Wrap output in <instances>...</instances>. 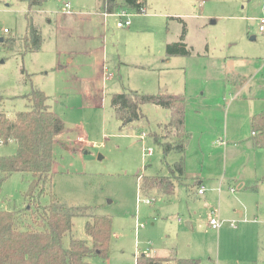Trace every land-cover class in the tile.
I'll return each mask as SVG.
<instances>
[{
    "label": "rangeland",
    "instance_id": "374dc122",
    "mask_svg": "<svg viewBox=\"0 0 264 264\" xmlns=\"http://www.w3.org/2000/svg\"><path fill=\"white\" fill-rule=\"evenodd\" d=\"M66 3L74 21L63 15ZM97 3L48 0L34 14L41 49L30 52L29 5L0 0V26L10 31L0 32V38L14 40L10 50L0 42V112L14 118L28 110L25 96L33 89L50 97L68 132L55 146L54 193L69 206L92 207L113 221L110 250L89 261L137 264L145 254L200 264H264V150L254 147L251 130L252 116L264 113V33L259 30L264 0H146L145 13L121 17L117 12L106 22L97 15ZM157 13L167 16L118 27ZM184 29L192 55L164 62L165 43L180 40ZM125 88L188 99L186 127L192 137L184 176L174 178L183 183L171 196L160 191L146 196L142 189L145 177L173 175L181 159L150 137L158 131L163 142L173 139L163 129L169 111L146 105L144 120L122 128L110 95ZM17 149L13 140L0 144V157ZM31 180L27 173L3 180L0 172V211L24 217ZM197 181L205 188L203 196L197 194ZM49 202V195L41 199L43 205ZM211 219L221 226L214 228ZM87 222L75 218L66 247L72 238L91 243Z\"/></svg>",
    "mask_w": 264,
    "mask_h": 264
},
{
    "label": "trees",
    "instance_id": "16d2710c",
    "mask_svg": "<svg viewBox=\"0 0 264 264\" xmlns=\"http://www.w3.org/2000/svg\"><path fill=\"white\" fill-rule=\"evenodd\" d=\"M29 5L26 15L27 41L30 52H38L43 43L39 25L34 22V14L48 0H20ZM97 12L113 15L120 11L142 14L146 10V0H97ZM13 39H5L8 50ZM12 51V50H11ZM166 61L172 57H189L192 49L185 41V29L178 41L166 44ZM29 109L18 112L10 118L6 111L0 112V137L5 143L13 140L18 149L14 155L0 157L2 179L14 173L31 174L29 190L25 194L27 208L22 212L0 211V264H92L89 259L103 256L110 248L113 238V221L109 216L97 214L92 207H74L60 201L53 190L55 146L57 136L64 131V123L50 106V97L39 89H33L25 96ZM187 98L170 93H140L129 89L110 95V106L122 128H129L145 119L143 108L154 105L169 111V121L164 130L172 134L173 142H163L164 136L158 131L150 134L161 144L165 153L175 151L181 159L166 177H145L142 189L146 196L160 191L172 195L175 191V177L184 176L185 156L192 134L186 127ZM159 129L162 124H159ZM252 140L256 149L264 150V113L251 118ZM168 138V137H167ZM179 175L176 176L175 174ZM50 196V202L43 205L41 199ZM88 218L87 235L91 243L72 238L69 246L64 240L73 233L76 217ZM200 264L198 259H170L141 255L137 264Z\"/></svg>",
    "mask_w": 264,
    "mask_h": 264
},
{
    "label": "crops",
    "instance_id": "0c3cea01",
    "mask_svg": "<svg viewBox=\"0 0 264 264\" xmlns=\"http://www.w3.org/2000/svg\"><path fill=\"white\" fill-rule=\"evenodd\" d=\"M64 13V12H63ZM74 13V12H73ZM65 17H67L68 18V20L67 21H70V19H71V17H73L72 16V14H71V16H69V14H66V13H64L63 14ZM76 15V14H75ZM97 15H98V17H102L103 19H104V21L106 22L107 20H109V18L111 17V15H103V14H99V13H97ZM76 16H79V15H76ZM165 16H167L166 14H154V15H146V16H141V17H137V16H135V17H133L132 19H130V21H132L133 22V25L131 24V26H133V27H135V26H138L139 25V23L142 21V19H153V18H162V17H165ZM71 21H74V18L73 19H71ZM70 21V22H71ZM131 26L129 27V28H131ZM135 30V29H134ZM166 42V41H165ZM172 42H174V41H172ZM167 43H169V42H167ZM167 43H165V44H167ZM95 51V50H94ZM100 52V48H99V50H97V51H95V53L96 52ZM173 58V57H172ZM171 58V59H172ZM169 60V61H166V57H165V59H164V62H166V63H169L170 62V64H171V61L172 60ZM69 62L71 63L72 62V59H70L69 60ZM61 69L62 68H64V67H60ZM104 76V75H103ZM109 79V74L108 75H105V77H104V80H108ZM125 90H126V88H125ZM162 93H169L168 91H161ZM170 94H172L171 92H170ZM11 99H13V98H11ZM188 100V99H187ZM187 106H188V102H187ZM67 133L68 132H66L65 131V128H64V131L63 132H61L58 136H60L61 138H63L64 139V135H67ZM58 136H57V138H56V140H57V144L59 143V140H58ZM170 142H173L172 140H170ZM60 144V143H59ZM222 145H224V142H222L221 143ZM65 146H67V145H65ZM68 150H70V148H68ZM176 176H178V175H176ZM182 178H183V176H181ZM176 178V177H175ZM183 183V182H182ZM182 183H179V184H176L175 185V190H176V188H177V186L178 185H180V184H182ZM197 186H201L202 184H201V182H196L195 183ZM201 187H203V186H201ZM200 187V188H201ZM174 193H175V191H174ZM173 193V194H174ZM197 194H198V192H197ZM171 196V195H170ZM183 258H186V257H183Z\"/></svg>",
    "mask_w": 264,
    "mask_h": 264
},
{
    "label": "built area",
    "instance_id": "2783aa9c",
    "mask_svg": "<svg viewBox=\"0 0 264 264\" xmlns=\"http://www.w3.org/2000/svg\"><path fill=\"white\" fill-rule=\"evenodd\" d=\"M64 13L66 14H73V10H72V6L70 3H66L65 6L63 7V10H62ZM146 12V10H144V13ZM121 17H125V15H127V12L125 11H120V14H119ZM131 26V23L130 21H122L120 23H118V27H121V28H129ZM259 30H260V33H264V18H261L259 20ZM0 32H2L3 34H7L9 33V29L8 28H3L0 26ZM0 144H5V141L2 137H0ZM151 155V154H150ZM232 192H235L237 191L235 188L234 189H231ZM205 188L204 187H201L198 191V194L200 196H203L205 194ZM147 203H151L150 200H147ZM211 225L214 227V228H219L221 226V224L216 220V219H211ZM235 227V226H234Z\"/></svg>",
    "mask_w": 264,
    "mask_h": 264
},
{
    "label": "water",
    "instance_id": "95a60500",
    "mask_svg": "<svg viewBox=\"0 0 264 264\" xmlns=\"http://www.w3.org/2000/svg\"><path fill=\"white\" fill-rule=\"evenodd\" d=\"M4 41V38H0V42L2 43Z\"/></svg>",
    "mask_w": 264,
    "mask_h": 264
}]
</instances>
